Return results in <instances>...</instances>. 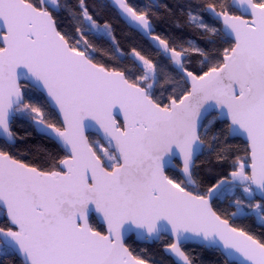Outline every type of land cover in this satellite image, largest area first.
Listing matches in <instances>:
<instances>
[{"label": "snow or ice", "instance_id": "6c2138e0", "mask_svg": "<svg viewBox=\"0 0 264 264\" xmlns=\"http://www.w3.org/2000/svg\"><path fill=\"white\" fill-rule=\"evenodd\" d=\"M64 7L72 31L58 0H0V264H150L128 239L165 235L174 264H195L181 246L193 240L233 264H264V239L212 203L231 196L232 217L264 225V0L183 6L175 27L211 49L158 34L155 0ZM104 9L151 51L123 48ZM90 37L133 67L97 62ZM34 133L58 149L39 148V164L18 147ZM206 152L231 170L200 191Z\"/></svg>", "mask_w": 264, "mask_h": 264}, {"label": "trees", "instance_id": "16d2710c", "mask_svg": "<svg viewBox=\"0 0 264 264\" xmlns=\"http://www.w3.org/2000/svg\"><path fill=\"white\" fill-rule=\"evenodd\" d=\"M77 0H59L61 10L58 13L59 23L63 28H66L68 31L73 30V21L68 11L65 9V5L68 7L74 8L76 6ZM90 3L96 5L104 4L106 0H89ZM192 0H158V5L160 7L155 9L157 31L158 34L164 35L165 32L160 31V29H166L168 35L171 36H181L184 38H189L197 41L199 45L205 49H211L213 46L208 44L207 41L201 37V34L187 26L183 27L182 30H179L175 27V21L183 20L182 7L186 6ZM199 2V0H196ZM230 2V0H229ZM135 5L143 6L144 4H151L146 0H136L130 1ZM167 5V8L164 6ZM101 21H108L113 25L115 35L120 41L123 48L127 49L132 46H137L140 48L147 49L151 51L148 43L137 33L132 32L125 23L119 19L114 9H104L100 15ZM211 23V21H209ZM97 51L94 56L97 62L104 63L109 67H133L131 61H121L119 60L115 53L112 50V46L105 40H97L92 37L89 38ZM218 47V45L216 46ZM192 67H199V64L196 60H193ZM159 94V93H158ZM170 93H165V96ZM230 143L234 147H242L243 141L241 139H233ZM18 147L23 151L27 149L29 154L25 157L29 162L33 163H42L40 159L39 148H47L50 151H57V147L36 135L35 133L29 138L26 142L20 143ZM198 163V173L194 176V179H197L199 183V190L206 191L209 186L215 183L218 179L226 175L230 170V162L224 161L222 163L216 162L214 154H208L201 156ZM178 179H182L178 173H176ZM214 209L221 214L224 218L228 219L229 222L233 224V217L231 213L237 211L236 206L232 203V197L228 196L223 200H214L213 202ZM255 216H250V222L254 231L264 232V226L259 224ZM6 221L3 218H0V226L5 225ZM97 227H100L97 224ZM251 230V229H250ZM248 232V231H247ZM252 234V233H250ZM255 236L254 234H252ZM171 240L168 237H162L158 242H150L145 244L136 243L130 238L127 243L130 248L137 255H141L146 259L150 260V264H174V261L165 254V246ZM189 255L194 259L195 264H233L229 262L218 249H207L206 247L198 246L195 244H187L182 247ZM8 264H19V261L13 259L8 262Z\"/></svg>", "mask_w": 264, "mask_h": 264}, {"label": "rangeland", "instance_id": "374dc122", "mask_svg": "<svg viewBox=\"0 0 264 264\" xmlns=\"http://www.w3.org/2000/svg\"><path fill=\"white\" fill-rule=\"evenodd\" d=\"M223 200V199H221ZM259 224L258 219H256ZM233 224L236 225L238 228H242L245 231H248L249 233H252L255 235L256 238L258 239H264V232H256L254 231V228L252 227V224L250 222V216L249 217H233ZM264 226V225H262ZM251 229V230H250Z\"/></svg>", "mask_w": 264, "mask_h": 264}, {"label": "water", "instance_id": "95a60500", "mask_svg": "<svg viewBox=\"0 0 264 264\" xmlns=\"http://www.w3.org/2000/svg\"><path fill=\"white\" fill-rule=\"evenodd\" d=\"M107 1V0H106ZM147 1H149L150 3H153V0H147ZM155 3H157L158 4V0H155ZM58 4H59V0H58ZM60 5V4H59ZM115 10V9H114ZM241 140L243 141V138H241ZM177 163H179V161H177ZM178 173V172H177ZM179 174V173H178ZM180 176V175H179ZM182 179H183V177L182 176H180ZM258 199V198H257ZM214 202V201H213ZM212 202V203H213ZM230 223V222H229ZM231 224V223H230ZM164 237H168L171 241H172V239H173V237L172 236H170V235H165ZM132 239H133V241L134 242H136V243H140V244H145V243H150V242H153V241H143V240H138V239H136L135 238V236H133L132 237ZM129 240V239H128ZM160 241V240H159ZM154 242H158V241H154ZM187 244H195V245H198V246H202V247H205L204 246V244H201V243H199L198 241H196V240H193V241H189V242H187L186 244H182L181 246L183 247L184 245H187ZM207 249H215V248H209V247H206ZM165 251V250H164ZM220 251V250H219ZM221 252V251H220ZM165 254L167 255V256H169L173 261H174V257L171 255V254H169V253H166V251H165ZM221 254L229 261V262H231V263H233V261L232 260H230L228 257H226L225 255H224V253L223 252H221Z\"/></svg>", "mask_w": 264, "mask_h": 264}, {"label": "flooded vegetation", "instance_id": "af4514ba", "mask_svg": "<svg viewBox=\"0 0 264 264\" xmlns=\"http://www.w3.org/2000/svg\"><path fill=\"white\" fill-rule=\"evenodd\" d=\"M130 1H136V0H129V2H130ZM146 1H147V0H146Z\"/></svg>", "mask_w": 264, "mask_h": 264}]
</instances>
